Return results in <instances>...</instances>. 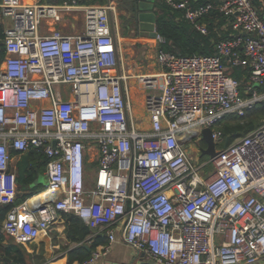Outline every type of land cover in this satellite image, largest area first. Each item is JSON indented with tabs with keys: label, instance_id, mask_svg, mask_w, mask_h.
I'll use <instances>...</instances> for the list:
<instances>
[{
	"label": "built area",
	"instance_id": "1",
	"mask_svg": "<svg viewBox=\"0 0 264 264\" xmlns=\"http://www.w3.org/2000/svg\"><path fill=\"white\" fill-rule=\"evenodd\" d=\"M164 1L204 35L203 18L217 9L225 17L220 30H231L230 37L217 41L213 55L178 56L160 47L165 39L155 25L160 70L132 75L110 17L116 16L113 1H0L1 14L13 21L4 30L0 62V205L14 194L7 183L11 150L33 147L48 158L43 194L49 196L23 200L5 214L3 231L17 242L48 236L64 211L87 224L90 238L106 237L83 264L106 255L118 235L156 264L264 259V120L215 149L206 177V163L196 166L192 156L202 148L190 143L207 127L214 145L221 143L215 126L223 118L241 117L264 101V0L259 6L253 0ZM74 10L83 14L81 34L41 33L45 21L58 23ZM222 60L248 67L247 97ZM130 78L144 91L148 129L134 119ZM93 162L97 170L87 178Z\"/></svg>",
	"mask_w": 264,
	"mask_h": 264
},
{
	"label": "trees",
	"instance_id": "2",
	"mask_svg": "<svg viewBox=\"0 0 264 264\" xmlns=\"http://www.w3.org/2000/svg\"><path fill=\"white\" fill-rule=\"evenodd\" d=\"M106 0H89V3H104ZM220 0H192L195 5L213 4L218 5ZM254 2V0H253ZM255 3V2H254ZM1 11V9H0ZM154 12L156 16V30L164 37L165 42L160 47L168 52H172L178 56L189 55H213L217 53L215 46L218 40L227 39L230 37L231 30H220L221 25L225 23V17L217 9L211 10L203 20L207 22L208 34L204 35L194 29L192 24L181 18V11L172 9L164 0H155ZM180 16V17H179ZM121 19V17H120ZM122 23L125 27L130 25L128 17H122ZM3 34H0V62L5 57L3 46ZM225 72L235 78L239 82V95L247 97L249 94L244 93V88L248 84V67L235 66L232 67L222 60ZM264 91V86L259 88ZM264 116V101L256 103L252 108L247 109L241 117L230 114L223 118L218 126L221 132L222 143L230 144L227 139L229 136L233 138L239 132L246 135L249 131L257 127ZM232 143V142H231ZM11 156L19 155V160L16 162V185L17 196L13 204H8L0 208V221L5 216L6 212L12 207L27 198L37 195L42 185L35 184L38 177L43 174L48 158L36 148H30L26 152L18 153L11 150ZM93 165L96 162L92 163ZM88 166V164H87ZM65 225V235L68 241L76 243V246L67 252V263L72 264L76 261L78 264H83L87 261L94 251L106 243L105 236L98 232L92 238L90 228L72 212H60ZM9 236V235H8ZM11 237V236H10ZM4 235L0 232V253L2 256L8 257V261L4 264H23L28 258L25 245L33 244L32 241L17 244L10 240L7 245L1 244Z\"/></svg>",
	"mask_w": 264,
	"mask_h": 264
},
{
	"label": "crops",
	"instance_id": "3",
	"mask_svg": "<svg viewBox=\"0 0 264 264\" xmlns=\"http://www.w3.org/2000/svg\"><path fill=\"white\" fill-rule=\"evenodd\" d=\"M1 1V0H0ZM40 0H20L22 4H32L36 3ZM54 3H59L61 0H52ZM106 0L104 3H106ZM113 1L116 5V9H119L120 16H116L110 14L112 22L114 19L117 20V33L115 34L117 42L122 49L123 55L128 53H133L136 49H143L144 51V59L148 62L147 66L144 67V71L141 73H154L160 70V66L155 59L156 45L153 41V38L149 37L148 33L141 30L139 28V21L136 17H132L131 10H125L120 4L124 2V4H128L129 1L123 0H109ZM89 3V0H86ZM257 6L260 5L259 0H254ZM101 4V3H94ZM103 4V3H102ZM196 5V4H195ZM130 19V25L125 27L122 23V17L125 16ZM121 17V19H120ZM50 22L45 21L41 26V33L47 34L49 32V28H57L65 35H78L81 34L84 27L83 22V14L81 11H71L63 15L62 20L58 23L49 24ZM13 26V21L11 18L7 16H3L0 11V34L4 35V30ZM136 46V47H135ZM151 50L154 51L153 57L151 55ZM149 57V58H148ZM138 68L141 69L139 66ZM135 68V69H138ZM131 72V70H129ZM136 74V73H135ZM131 85V98L132 100H141L143 101L144 91L137 85L136 81H129ZM95 150L92 155L95 154ZM19 160V155L12 156L9 162L8 175H7V183L10 187L13 188L14 194L11 203L13 204L16 200L17 196V185H16V162ZM48 178L45 174V169L42 175H40L35 184L42 185L41 191L34 195L31 198H27L29 203H32L36 200H40L41 198H46V194L44 190L47 186ZM52 197L54 194H50ZM41 199V200H42ZM26 200V199H25ZM22 202V201H21ZM20 203V202H19ZM18 204V203H17ZM8 204H1L0 208L6 206ZM3 219L0 221V232L4 235L1 244L7 245L10 240L14 241L17 244H22L17 242L13 237L8 236L2 228ZM48 236H44L40 234L36 237L32 243L29 245L22 244L27 254H29L28 258L23 262V264H68L67 263V252L76 246V243L70 242L67 240L65 235V225L64 220L59 215V218L53 222L48 228ZM90 238V235L88 236ZM106 242V237H105ZM5 261H8V257L2 256L0 253V264H4ZM15 264V263H12ZM72 264H78L74 261ZM95 264H156L148 255L143 252L136 250L126 244L122 238L118 235L115 240L112 242L110 250L104 256L98 258ZM258 264H264V259L260 260Z\"/></svg>",
	"mask_w": 264,
	"mask_h": 264
},
{
	"label": "rangeland",
	"instance_id": "4",
	"mask_svg": "<svg viewBox=\"0 0 264 264\" xmlns=\"http://www.w3.org/2000/svg\"><path fill=\"white\" fill-rule=\"evenodd\" d=\"M116 10H117V15L120 16L119 14H121V13L119 12V9L117 8ZM121 15H123V14H121ZM153 54H154V51L151 50L152 57H153ZM123 63H124V69L126 71V74H127V71L131 70V74L132 75L135 74V73L138 74V73H141L142 71H144V67L147 66V64H148L146 59H144V51H143L142 48L139 49V50L136 49L131 54L130 53L124 54L123 55ZM139 66L141 67V69L138 68ZM135 68H138V69H135ZM131 80L135 81L134 78H130L129 81L131 82ZM66 95L67 94H64L63 97H66ZM132 104H133V108H134V111H135V115H134L135 121L137 123H139L140 126H144V128L148 129L150 121H149V118L147 117V115L145 113V109L143 107V101L141 102V100L140 101L139 100L136 101V100L133 99L132 100ZM234 115H236V114H234ZM263 120H264V116L261 119L260 124L263 122ZM215 130H219L218 126L217 127L215 126ZM244 135L245 134H243L242 132H239V133H237L235 135L234 138L232 136H229L227 139L230 141V143L231 142L233 143L234 141H236L237 139H239L240 137H242ZM221 138L223 139L224 137L221 136ZM192 142L198 148H202L203 149V148H205L207 146V143L200 136L193 137L190 143H192ZM223 145H224V143H222V142L221 143L215 142V149L218 150V149L222 148ZM196 151L197 150H195V149L192 151L193 162H194V164L196 166H200V165L206 163L205 168H204V171L207 172L206 175H205V177H206L209 173L213 172V166H212L211 161H210L211 157L208 154H201V151H199V152H196ZM87 168H88V171L90 173V175L89 174L86 175L87 178L93 177V174H91V172H92V170H94V172L97 170V163L95 165H93L92 163H88ZM91 184H92V181H89L87 183V186L89 187V186H91Z\"/></svg>",
	"mask_w": 264,
	"mask_h": 264
},
{
	"label": "water",
	"instance_id": "5",
	"mask_svg": "<svg viewBox=\"0 0 264 264\" xmlns=\"http://www.w3.org/2000/svg\"><path fill=\"white\" fill-rule=\"evenodd\" d=\"M125 1V0H123ZM128 4L121 3L120 5L125 10H131L132 17H136L139 21V28L148 33L149 37L154 38L156 16L154 12L155 0H126ZM203 140L207 143V146L201 150V154H208L213 156L215 154V145L212 137V131L210 128H204L202 130ZM55 143V142H54ZM1 230V227H0Z\"/></svg>",
	"mask_w": 264,
	"mask_h": 264
}]
</instances>
